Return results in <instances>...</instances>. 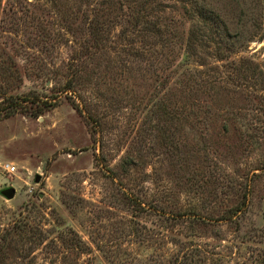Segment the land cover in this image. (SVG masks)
I'll list each match as a JSON object with an SVG mask.
<instances>
[{
	"label": "trees",
	"instance_id": "trees-1",
	"mask_svg": "<svg viewBox=\"0 0 264 264\" xmlns=\"http://www.w3.org/2000/svg\"><path fill=\"white\" fill-rule=\"evenodd\" d=\"M12 1L5 22L28 43L15 57L0 56V121L43 116L65 95L98 133L105 118L96 119L90 104L109 94L130 97L131 80H141L146 92L136 93L137 110L155 102L166 123L162 145L171 143L180 171L195 167L187 184L199 196L187 210L157 209L165 218L153 264H264V64L238 57L250 43L264 42V0ZM25 80L35 88L16 93ZM181 134L197 137L190 149H181ZM240 153L256 158L240 164ZM47 236L39 226L7 230L0 235V264H57L36 255ZM206 239L219 244L201 242ZM66 244L54 253L58 261L88 254L80 239Z\"/></svg>",
	"mask_w": 264,
	"mask_h": 264
},
{
	"label": "rangeland",
	"instance_id": "rangeland-1",
	"mask_svg": "<svg viewBox=\"0 0 264 264\" xmlns=\"http://www.w3.org/2000/svg\"><path fill=\"white\" fill-rule=\"evenodd\" d=\"M12 2L17 4L0 0V56L4 59L15 57L16 49L25 50L21 44L28 43L22 34H11L5 22L12 13L4 9H9ZM238 57L263 66L264 42L250 43ZM141 83L139 79L131 80L130 97L123 93L111 99L113 95L109 94L99 104L87 100L96 119L105 118L95 127L98 133L93 129L95 121L89 122L88 113L81 114L65 95L54 110L43 116L16 114L0 121V164L11 162L17 168L10 175L0 167V235L14 227L27 231L36 226L43 228L47 240L36 255L39 261L49 258L57 264H153L158 259L157 233L165 216H160L157 209L163 206L169 212L176 205L187 210L199 196L187 184L195 167L180 171L174 166L169 140L167 147L162 145L164 134L160 129L166 123L155 114V102L137 110L135 95L146 92L138 86ZM33 88L34 84L25 80L16 93ZM80 102L85 106L84 100ZM181 136V149H190L195 135ZM216 156L219 161L224 157ZM235 156L241 159L240 164L256 158ZM131 159L135 165L125 167L124 160ZM8 190L14 192L11 198L5 194ZM198 206V213L203 214L202 203ZM224 229L229 237L230 232ZM170 235L183 239L178 232ZM71 239L82 240L88 254H68L58 261L56 256ZM201 242L213 247L219 244L214 239ZM17 246L27 249L30 244ZM14 262L28 263L23 259Z\"/></svg>",
	"mask_w": 264,
	"mask_h": 264
},
{
	"label": "built area",
	"instance_id": "built-area-1",
	"mask_svg": "<svg viewBox=\"0 0 264 264\" xmlns=\"http://www.w3.org/2000/svg\"><path fill=\"white\" fill-rule=\"evenodd\" d=\"M0 167L5 174L12 175L17 171V168L11 162H3L0 164Z\"/></svg>",
	"mask_w": 264,
	"mask_h": 264
},
{
	"label": "water",
	"instance_id": "water-1",
	"mask_svg": "<svg viewBox=\"0 0 264 264\" xmlns=\"http://www.w3.org/2000/svg\"><path fill=\"white\" fill-rule=\"evenodd\" d=\"M40 181V177L37 176L36 178V183H38ZM6 196L11 198L14 195V192L12 190H8L7 192H5Z\"/></svg>",
	"mask_w": 264,
	"mask_h": 264
}]
</instances>
